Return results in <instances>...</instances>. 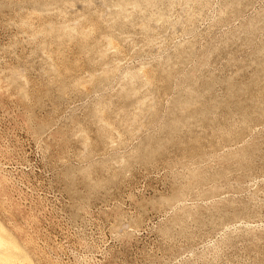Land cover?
<instances>
[{
    "label": "rangeland",
    "instance_id": "obj_1",
    "mask_svg": "<svg viewBox=\"0 0 264 264\" xmlns=\"http://www.w3.org/2000/svg\"><path fill=\"white\" fill-rule=\"evenodd\" d=\"M0 183L10 264H264V0H0Z\"/></svg>",
    "mask_w": 264,
    "mask_h": 264
},
{
    "label": "bare ground",
    "instance_id": "obj_2",
    "mask_svg": "<svg viewBox=\"0 0 264 264\" xmlns=\"http://www.w3.org/2000/svg\"><path fill=\"white\" fill-rule=\"evenodd\" d=\"M121 1H122V0H121ZM129 1H132V0H129ZM123 2H124V1H123ZM123 2H122V3H123ZM135 2H136V1H135ZM135 2H134V3H135ZM114 3H117V2H114ZM114 3H113V4H114ZM124 3H125V2H124ZM126 3H127V0H126ZM129 3H130V2H129ZM131 3H132V2H131ZM113 4H112V6H113ZM118 4H119V3H118ZM132 4H133V3H132ZM121 5H122V4H121ZM121 5H119V6H121ZM124 5H125V4H124ZM124 5H123V6H124ZM123 6H122V7H123ZM113 7H115V5H114ZM117 7H118V6H117ZM116 9H117V8H116ZM118 10H119V7H118ZM121 11H122V10H120L119 12L122 13ZM106 12H107V11H106ZM120 13H118V15H119ZM116 14H117V13L115 12V13L113 14V16L116 15ZM118 15H117V16H118ZM113 18H114V17H113ZM116 18H117V17H116ZM114 19H115V18H114ZM1 178H2V176H1ZM2 180H3V178H2ZM2 183H3V182H2ZM4 183H5V182H4ZM0 184H1V183H0ZM3 186H4V185H3ZM1 188H2V187H1ZM4 196H5V195H4ZM6 196H7V195H6ZM6 196H5V197H6ZM7 198H8V197H7ZM4 199H5V198H4ZM6 205H7V204H6ZM15 205H16V204H15ZM1 206H2V205H1ZM3 207H4V206H3ZM1 208H2V207H1ZM3 209H4V208H3ZM4 210H5V209H4ZM4 212L6 213V211H4ZM4 212H3V213H4ZM18 214H19V213H18ZM25 218H26V216H25ZM5 225H6V224H5ZM9 225H10V224H9ZM13 227L15 228V226H13ZM13 227H12V228H13ZM15 229H16V231H17V228H15ZM18 229H19V228H18ZM21 230H23V229H21ZM11 231H12V230H11ZM12 232H13V231H12ZM19 232H20V231H19ZM7 234H8V235H7ZM26 234H27V233H26ZM26 234H25V235H26ZM10 236H11V233H10V235H9V233H8V232H5L4 228L1 227V225H0V259L3 258L4 261L6 260L3 264H5L7 261L9 262V260H7V259H9V257L11 256V255H10V252H11V251H12L13 253H15L16 256H21V255L24 254V253H22V251L24 250V249H21L22 246L18 248V245H17L16 243H15V244L13 243V242H15L14 239H13L14 237H13V238L11 237V238L13 239V240H12L13 242H12L11 239H10ZM20 236H21V235H20ZM25 237H26V236H25ZM25 239L27 240V238H25ZM29 239H30V238H29ZM20 241H21V240H20ZM20 241H19V242H20ZM23 241H24V240H23ZM28 243H30V242H28ZM23 246H24V244H23ZM29 246H30V245H29ZM29 246H28V247H29ZM30 247H31V246H30ZM22 248H23V247H22ZM20 249H21L22 251H20ZM25 250H26V249H25ZM25 250H24L23 252H25ZM12 252H11V253H12ZM20 252H21V253H20ZM26 252H27V251H26ZM15 254L13 255L14 257H15ZM25 254H27V253H25ZM24 256H25V255H23L22 257H24ZM26 256H27V255H26ZM14 257L12 258L13 260H14L15 258H20V260H21V258H22V257H15V258H14ZM28 257H30V255H29ZM32 257H33V256H32ZM24 259H25V257H24ZM24 259H23V261H24ZM27 259H28V258H27ZM28 260H29V259H28ZM18 261H19V259H18ZM18 261H17V262H18ZM23 261H22V262H23ZM22 262H21V263H22ZM28 262H29V261H28ZM1 263H2V262H1ZM21 263H20V264H21ZM7 264H10V262L7 263ZM12 264H13V263H12ZM15 264H16V263H15ZM18 264H19V263H18ZM54 264H55V263H54Z\"/></svg>",
    "mask_w": 264,
    "mask_h": 264
}]
</instances>
